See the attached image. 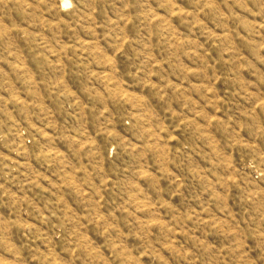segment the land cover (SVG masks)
Returning <instances> with one entry per match:
<instances>
[{
  "label": "rangeland",
  "instance_id": "374dc122",
  "mask_svg": "<svg viewBox=\"0 0 264 264\" xmlns=\"http://www.w3.org/2000/svg\"><path fill=\"white\" fill-rule=\"evenodd\" d=\"M0 264H264V0H0Z\"/></svg>",
  "mask_w": 264,
  "mask_h": 264
}]
</instances>
